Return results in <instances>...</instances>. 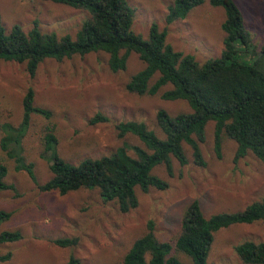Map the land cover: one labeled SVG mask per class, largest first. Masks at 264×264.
<instances>
[{"label":"rangeland","instance_id":"obj_1","mask_svg":"<svg viewBox=\"0 0 264 264\" xmlns=\"http://www.w3.org/2000/svg\"><path fill=\"white\" fill-rule=\"evenodd\" d=\"M134 9L133 31L148 39L153 24L167 31V42L176 50L193 54L200 62L221 55L226 36L222 28L226 15L222 7L205 0L187 17L167 21L174 0H128ZM240 6L254 45L247 49L236 43L239 60L256 64L264 72V0H235ZM2 21L7 31L20 24L28 32L37 21L43 32L76 36L87 12L49 0H0ZM105 52L75 55L58 61L44 60L35 76L25 63L0 61V122H21L22 100L29 87L36 91V104L49 109L50 120L35 115L24 140L28 162L34 163L38 182L15 163L0 147V161L9 169L7 182L15 189L0 192V210L11 217L0 223V232L19 230L22 238L0 242V255L11 252L12 264H68L72 255L82 264H118L137 237L146 231L153 219L156 234L163 240L173 239L180 228L188 205L198 199L203 212H238L264 197V163L255 154L235 160L237 144L223 133L222 155L215 149V121L206 125V138L201 143L205 167L196 165L186 146L189 163L181 165L172 158L173 171L165 164L153 173L169 183L166 189H137L139 204L127 213L118 205L106 202L97 189L81 188L67 194L43 191L38 183L51 178L49 162L43 157V139L48 125H53L59 138L62 158L77 164L86 157L111 155L124 142L145 147L138 137L119 135L122 121L145 122L164 137L157 124L159 109L171 115L190 111L186 100H166L161 92L138 94L126 88L133 74L145 67L139 55L132 52L127 68L114 72ZM98 113L109 120L92 123ZM129 152L134 155L133 149ZM77 238L71 246H60L56 240ZM264 241V223L233 224L215 233L208 264H242L236 246L245 240ZM182 260L189 261L178 254ZM0 264L2 262L0 261Z\"/></svg>","mask_w":264,"mask_h":264},{"label":"trees","instance_id":"obj_2","mask_svg":"<svg viewBox=\"0 0 264 264\" xmlns=\"http://www.w3.org/2000/svg\"><path fill=\"white\" fill-rule=\"evenodd\" d=\"M89 14L75 37L71 34L43 32L36 21L26 32L20 24L7 31L0 12V61L25 63L31 76L46 59L58 61L75 55L105 52L112 71L127 68L132 52L139 55L145 67L133 74L126 84L130 92L155 95L161 92L166 100H186L190 111L171 115L165 109L157 112V124L164 133L159 136L145 122L122 121L117 124L121 137L132 134L145 147L124 142L111 155L86 157L80 162L65 160L59 149L55 128L48 125L43 139V157L49 162L51 178L38 183L43 191H58L64 195L81 188L97 189L104 201H113L121 212L127 213L139 204L137 189L147 192L151 187L166 189L169 183L153 171L165 164L172 173V158L181 165L189 163L186 146L193 162L205 167L201 143L206 138V125L215 121V149L222 155L223 133L237 144L235 160L253 153L264 163V72L256 65L239 60L236 43L247 49L254 45L243 12L235 0H209L222 7L226 33L220 56L200 62L193 54L176 50L167 42V31L153 24L148 39L133 31L134 9L128 0H49ZM205 0H174L169 7L167 21L184 19L191 9ZM21 122H0V147L15 163L16 170H24L38 182L34 163L28 162L24 140L35 115L50 120L51 110L36 104V91L29 87L22 100ZM96 114L92 123L108 121ZM133 149L134 155L129 152ZM9 169L0 161V192L15 189L6 180ZM11 212L0 210V223ZM264 223V197L238 212H219L206 216L198 199L192 201L182 216L177 235L163 240L156 234L153 219L146 223V231L137 237L123 260L118 264H208L215 233L233 224ZM22 238L19 230L0 232V242H15ZM77 238L56 240L60 246L77 244ZM242 264H264V241L245 240L236 246ZM178 254L185 255L184 261ZM11 252L0 255L2 264ZM68 264H82L72 255Z\"/></svg>","mask_w":264,"mask_h":264}]
</instances>
